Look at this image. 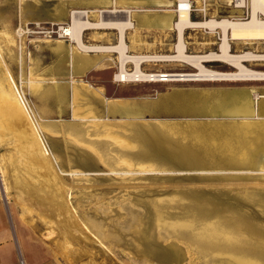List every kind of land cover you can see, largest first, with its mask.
I'll return each mask as SVG.
<instances>
[{"label": "rangeland", "instance_id": "374dc122", "mask_svg": "<svg viewBox=\"0 0 264 264\" xmlns=\"http://www.w3.org/2000/svg\"><path fill=\"white\" fill-rule=\"evenodd\" d=\"M69 1L0 0V82L16 86L50 167L23 155L17 133L23 125L9 127L0 115L1 231L4 225L12 237L39 244L35 260L46 264H264V169L255 166L256 155H264V129L231 130L264 124V99L255 98L264 94V80L125 83L115 78L117 54L99 52L88 54L101 55L100 67L72 74L76 47L60 29L70 22ZM59 6L66 9L62 17ZM232 13L245 15L231 9L220 15ZM116 31L89 29L83 41L105 43ZM262 45L233 43L232 53L261 52ZM244 63L264 71V61ZM203 64L235 70L220 61ZM141 67L145 73L196 71L171 62ZM81 83L105 95L138 96L144 116L74 113L82 105L72 93ZM248 98L254 114L229 112ZM20 251L19 263L26 260Z\"/></svg>", "mask_w": 264, "mask_h": 264}, {"label": "bare ground", "instance_id": "6f19581e", "mask_svg": "<svg viewBox=\"0 0 264 264\" xmlns=\"http://www.w3.org/2000/svg\"><path fill=\"white\" fill-rule=\"evenodd\" d=\"M243 2L244 5L248 4V9L246 11H244L242 8H234L233 6L231 8L237 12L240 11L244 12L245 15L243 16L229 15V14L227 15L225 14L221 16H206L208 11H205V13L203 14L205 16L200 20V22L199 21L193 22L191 20L190 13H188L187 11H182L176 14L173 8L172 12L174 13V15L176 14L175 23H174L173 14L170 11L169 13L164 15H158V16L154 15V18H157L158 22L165 20V23L162 24L161 26L162 28L172 29L174 24L175 26L174 28L177 29L176 42L172 46L173 51L171 54H129L127 52L128 48L124 41V35H125V30L127 28H133L134 23L132 25L131 15L128 16V11L126 12L127 15L125 14V18L123 19V21H119L116 19L109 18L110 16L109 14H108L109 16L106 18L105 17L106 15H103L105 9L98 11V14L100 16L92 15V17L94 16L97 19H90L91 15L89 16L88 11L86 10L73 9L69 13V17H70L69 24H67L66 27L61 26L60 29L62 31V34L69 36L70 41L72 44L75 45L74 47H76V50L85 53L84 56L81 55L80 59L79 58L76 59L72 54V61H73L71 64L72 72L73 70L75 71V69L83 70L85 68H88L92 64V60L89 58V56L86 55V53L99 52L106 54L107 53L118 54L117 58L119 61V67H118V72L115 73V78L118 81L120 82L122 81L125 83L131 81H164V82L167 81L168 82V81L264 80V71L249 69L244 63V62H253V61H264V51L260 52L256 50L255 51L245 50L241 52L239 51L240 53H236V51H234L235 53H232L233 43H242V44L264 43V0H244ZM163 3H165L168 6L172 5V2L167 0H164ZM111 11L116 12L117 10L112 9ZM147 17L148 16L146 15L143 16L144 21H147V23H149V21L151 22L152 19H147ZM92 20H96V21H92ZM107 28L108 29L112 28L117 30L118 43L109 44V45H98V44H86L83 41L84 31L89 29H107ZM185 28H190L191 30H195V31H205V32L209 31L210 33L211 32L215 33L216 31H218L219 37L216 42L218 44L217 49L215 51H208L204 53H196V54L187 53V43L184 33ZM59 44H61V41H58V45ZM59 47L63 48L62 45ZM76 53L77 52L74 53L75 56ZM215 61L226 63L231 67L235 68V70L230 72H220L209 69L203 64L204 62L208 63ZM161 62L187 64L195 68L196 71L194 73H168L163 71L156 73H145L142 70L141 66L143 63L156 65V63H161ZM128 63L132 64L133 66L132 70L127 68ZM11 83L12 84L11 85L8 84L6 88L3 85V83L0 82V115L6 118V121H8L7 123L10 124L9 127L12 126V123L14 121L18 122V124L23 125V128L19 132H17L18 135L25 141V142L21 141L23 143L19 145L20 146L18 147L19 150L25 151V154L23 155L31 156V158L35 160L34 162L37 164V166L40 167L44 166V168L48 170L50 168L48 165L49 152L43 150L38 140L34 138L36 132L34 131L33 126L31 125L32 118L28 114L26 104L23 101L22 97L20 96V93L18 92L16 86L13 84L12 80ZM36 86L38 85H34L33 87L35 88ZM86 87L89 88L88 85ZM259 97L264 98V94H260V95L256 94L255 98H259ZM258 102L260 101L257 100V104ZM262 109H264V106H262ZM255 111H256V107L254 103L252 104V101L249 98L238 102L232 109L229 110V112L231 113L242 114L244 116L252 115L254 114ZM28 121H31V123H29ZM27 123H28V127H27ZM258 126H259L258 124H250L247 125L245 128L247 129L252 128V130H255L258 129L257 128ZM261 127H259V129ZM229 141L230 139L224 143L226 146V150L228 151H230L232 146ZM255 158L257 159L255 160L256 161L255 166H259L261 169H264V155L257 154ZM44 180H45L44 182L47 183L48 180L50 181V178L46 176V179ZM217 232L218 231L215 229L212 230L210 233H217ZM246 264H256V263H246Z\"/></svg>", "mask_w": 264, "mask_h": 264}, {"label": "crops", "instance_id": "0c3cea01", "mask_svg": "<svg viewBox=\"0 0 264 264\" xmlns=\"http://www.w3.org/2000/svg\"><path fill=\"white\" fill-rule=\"evenodd\" d=\"M108 1V3H107ZM164 0H70L67 3L68 9H79V10H86L88 11L90 19H97L96 17H92V15H97L100 9H105L103 15H106L107 18L116 19L119 21H123L125 18V14L128 16L131 15L132 25L134 23L133 28H127L125 30L124 41L127 46V52H133L131 54H156V53H145V52H156L158 49L166 48L172 49V44L176 42L177 36V29L174 28V24L172 29H165L162 28V24L165 23V20L158 22L157 18H154V15H164L169 13V11L173 14V22L175 23V15L172 12V9L175 5V0H167L171 1L172 5L168 6L163 3ZM215 3L211 2L209 6V11L206 16H221L224 10L229 11L232 8L230 0H215ZM226 5V6H225ZM112 9L117 10L116 12L111 11ZM64 7H58L57 15L63 16L65 12ZM70 10V11H71ZM122 10V11H121ZM93 11V12H92ZM111 11V12H110ZM232 12H237L231 9ZM90 12V13H89ZM109 14V15H108ZM114 14V15H113ZM244 14V12L242 13ZM102 15V16H103ZM117 15V16H115ZM119 15V16H118ZM148 16L147 19H152V21L147 23L144 21L143 16ZM229 15H237L236 13H232ZM205 15L200 14L198 12L191 13V20L193 22H197L204 17ZM96 21V20H92ZM146 28V29H145ZM108 29V28H107ZM112 29V28H111ZM176 29V30H175ZM85 32V31H84ZM176 32V33H175ZM104 33V32H103ZM186 43H187V50L190 48L192 52L196 51H204L208 45H212L213 43L217 42L219 37V32H205V31H195L191 30L190 28L184 29ZM84 34V33H83ZM109 37H104L105 43H91V44H98V45H109L112 44V40L117 41L118 43V32H109ZM200 38H205V41H199ZM175 40V41H171ZM108 42V43H107ZM115 44V43H113ZM63 46V44L57 43V46ZM148 46V47H147ZM254 48V47H253ZM252 48V49H253ZM258 50H264V45L259 47ZM76 53V56L74 53ZM73 53V56L76 59H80L81 55L84 56L85 53L76 50ZM112 54V53H111ZM117 54V53H116ZM79 57H78V56ZM87 56L92 60V64L83 70L75 69L72 72V65H71V73H76L83 75L86 71L90 68H97L101 66V55L92 56L86 53ZM118 56V54H117ZM95 57V58H94ZM72 59V56H71ZM94 61V62H93ZM71 60V64H72ZM231 67V66H230ZM84 71V72H83ZM258 71V70H257ZM81 85V86H80ZM77 89L74 87V91L72 93V101L78 100L82 107L77 106L74 110L83 109L82 116H95L96 119L102 116H114L118 119L127 118L128 116H144L145 113V104L142 99L138 96H134L132 98L127 97L124 94H115V95H105L101 88L99 87H90L84 88L83 83H81ZM258 95H260L258 93ZM264 99L262 97H259ZM258 99V98H257ZM262 102V100H261ZM262 104V103H261ZM90 107V109H89ZM91 110V111H90ZM88 114V115H87ZM98 117V118H97ZM250 124H257V123H244L237 128L234 129V132H238L240 129H244L247 125ZM260 127L264 128V124H258ZM258 126V127H259ZM247 129V128H246ZM249 129V128H248ZM258 130V129H255ZM253 130V131H255ZM0 239H4L3 243H0V264H21L19 263V254L21 255L20 250H25V258L21 256L23 259V264H46L43 263L41 260L36 261L35 259H40V250L39 244H33L28 242L22 235L15 233L13 237L11 236V231L6 229L4 225H2V231L0 228ZM34 251V252H33ZM32 253V256H31ZM35 261V262H34Z\"/></svg>", "mask_w": 264, "mask_h": 264}, {"label": "built area", "instance_id": "2783aa9c", "mask_svg": "<svg viewBox=\"0 0 264 264\" xmlns=\"http://www.w3.org/2000/svg\"><path fill=\"white\" fill-rule=\"evenodd\" d=\"M176 4L174 10L176 14L187 11L188 13L198 12L204 14L205 11H209L211 0H175ZM242 1V3H241ZM244 0H230L231 5L234 8H242L244 11L248 9V4L244 5ZM102 12V11H101ZM23 264V261H20Z\"/></svg>", "mask_w": 264, "mask_h": 264}]
</instances>
